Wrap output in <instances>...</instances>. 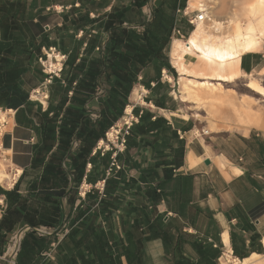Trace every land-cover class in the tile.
Returning <instances> with one entry per match:
<instances>
[{
  "label": "crops",
  "instance_id": "obj_1",
  "mask_svg": "<svg viewBox=\"0 0 264 264\" xmlns=\"http://www.w3.org/2000/svg\"><path fill=\"white\" fill-rule=\"evenodd\" d=\"M188 4L0 0V108L15 112L4 142L21 171L13 189L0 186V264L24 227L14 264H221L223 246L241 261L262 256L264 121L204 135L172 98V47L195 29L177 14ZM50 47L66 60L38 102V58ZM259 68L264 78V38L240 62L243 76ZM138 87L145 104L134 107L121 169L107 176L110 152L97 143ZM103 180L102 196H78L82 182Z\"/></svg>",
  "mask_w": 264,
  "mask_h": 264
},
{
  "label": "bare ground",
  "instance_id": "obj_2",
  "mask_svg": "<svg viewBox=\"0 0 264 264\" xmlns=\"http://www.w3.org/2000/svg\"><path fill=\"white\" fill-rule=\"evenodd\" d=\"M208 4L214 6L210 7ZM218 4L219 0H192V4L190 6L188 4V9L191 10L190 7H193L195 10L191 11L205 10L207 19L205 22L197 23L190 36L184 41H175L173 44L171 60L180 76L179 93L181 100L185 103L196 105L201 100H220L222 97L220 91L223 89L220 82L234 83L240 79L242 76L240 72L241 57L255 50L259 41L264 38V14L257 17L256 23L247 27L243 33L238 23L235 24L234 28L232 27L234 25L232 18L220 19L217 15H214L213 18L210 8L215 9ZM248 12L253 14L264 12V2L254 0V4L251 5ZM231 27L234 31L230 35V32L227 33L226 30L232 29ZM193 55H196L197 60L191 64L190 60ZM247 87L264 97V90L255 82L249 81ZM197 109L198 107L193 108V110ZM129 111L130 107L126 109V112ZM233 112L239 120L246 115L243 110L238 108H235ZM251 126L261 128V119L252 121L249 127ZM203 131L206 134L209 133L206 130ZM8 179V173L0 165V184H5ZM9 254L10 252H8ZM230 261V258L228 261L224 260V262L231 264L245 263L241 260L238 263Z\"/></svg>",
  "mask_w": 264,
  "mask_h": 264
},
{
  "label": "built area",
  "instance_id": "obj_3",
  "mask_svg": "<svg viewBox=\"0 0 264 264\" xmlns=\"http://www.w3.org/2000/svg\"><path fill=\"white\" fill-rule=\"evenodd\" d=\"M177 14H179L181 18L185 19V22L192 28H195L197 23L205 22L207 19L205 10L190 11L188 9V5H186L182 10H177ZM173 34L176 38L181 40L185 39L181 30L178 28L174 29ZM65 60L66 56L61 54L54 47L47 48L43 51V55L38 58V63L41 65L42 70L46 75V79L44 80L42 86L32 93L31 98L37 100L38 102H44L47 100L46 88L54 77L60 76ZM160 79L164 82H169L168 73L166 71H162ZM97 90L100 91V89ZM137 91V100H130L125 105L120 119L105 132L104 137L97 143L96 149L98 151H101L102 153L110 152V166L106 172L107 176H110L112 172L121 169L117 161V156L119 153L125 151L127 138L130 135V131L132 127L138 122V117L133 112L134 107L136 105L143 106L145 104L144 99L146 96V91H144L141 87H138ZM128 107H130V111L126 112ZM14 113L15 112L12 109L0 108V165L5 168V171L9 175L7 182L3 185L0 184V186H3V189L5 190L13 189L21 175V171L17 169L12 162L11 150L5 146L4 142L5 136L13 123ZM202 133L206 135V132L203 130ZM104 183L105 181L103 180L94 186H91L85 182H82L78 187V196L80 198H84L86 194L90 193L93 189H96L99 195L102 196L104 192ZM5 208L6 205L4 203V199L0 195V218L3 216ZM30 230L31 228L24 227L22 229L16 230L10 236V240L7 244V259L9 260V264H14V258L19 250L23 233ZM34 232L49 233L45 230V228L34 229ZM8 252H10L9 255ZM228 258L231 259L232 263H238L240 261L239 259L233 257L232 252L228 247L223 246L221 259L228 261Z\"/></svg>",
  "mask_w": 264,
  "mask_h": 264
},
{
  "label": "rangeland",
  "instance_id": "obj_4",
  "mask_svg": "<svg viewBox=\"0 0 264 264\" xmlns=\"http://www.w3.org/2000/svg\"><path fill=\"white\" fill-rule=\"evenodd\" d=\"M253 4L254 0H219V4L215 6L216 8H210V10L212 11L211 15H213V18L214 15H217L220 19H226L227 17H230V19L232 18L234 21V25L232 24V27L234 28L235 24L238 23L241 27V31L245 33L247 27L254 25L256 20H258L257 17H261L262 14H264V12L257 13L258 15L256 13H247ZM208 6L212 7L214 5L208 4ZM190 9L195 10L193 7ZM233 28H229V31L226 30L227 33L230 32V35L233 34ZM192 29L193 28H191V31ZM196 60V55H193L190 63L193 64L196 62ZM260 69L261 68L254 71L252 73V77L242 75V77H240V79L234 83L220 82L223 87V89L220 91V95L222 96L220 100H201L200 102L202 103L200 104V102H197L196 105L182 102L180 100L181 95L179 94V87L177 84L175 85L174 89L176 95H173L172 98L176 104L180 105L184 115L196 122L200 129L206 130L208 132L213 130H230V132H235L237 131L235 128L249 127L250 123L258 118L261 119V122L263 123L264 117L259 113V111H264V99L259 94H256L247 88V83L249 81H253L264 90V78L258 74ZM175 71L176 70H173V73L177 82L178 74H176ZM254 79H256L258 82L254 81ZM214 83L217 84V82ZM194 107H198V109L193 110ZM235 108L241 109L246 113V115L242 117L241 120H239V118L234 114L233 111ZM38 228H45V230L49 233L53 232L52 229L46 227ZM35 233L38 236H47L49 234L38 232ZM261 255L262 256L258 258L244 261L245 263L243 264H264V253ZM221 264L231 263H226L223 260V262L221 261Z\"/></svg>",
  "mask_w": 264,
  "mask_h": 264
},
{
  "label": "water",
  "instance_id": "obj_5",
  "mask_svg": "<svg viewBox=\"0 0 264 264\" xmlns=\"http://www.w3.org/2000/svg\"><path fill=\"white\" fill-rule=\"evenodd\" d=\"M204 163H205V165H208L209 164V161H205Z\"/></svg>",
  "mask_w": 264,
  "mask_h": 264
},
{
  "label": "snow or ice",
  "instance_id": "obj_6",
  "mask_svg": "<svg viewBox=\"0 0 264 264\" xmlns=\"http://www.w3.org/2000/svg\"><path fill=\"white\" fill-rule=\"evenodd\" d=\"M262 2H264V0H262Z\"/></svg>",
  "mask_w": 264,
  "mask_h": 264
}]
</instances>
